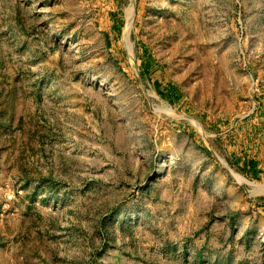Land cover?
Instances as JSON below:
<instances>
[{
    "label": "rangeland",
    "instance_id": "1",
    "mask_svg": "<svg viewBox=\"0 0 264 264\" xmlns=\"http://www.w3.org/2000/svg\"><path fill=\"white\" fill-rule=\"evenodd\" d=\"M254 130L264 0H0V264H264Z\"/></svg>",
    "mask_w": 264,
    "mask_h": 264
},
{
    "label": "crops",
    "instance_id": "2",
    "mask_svg": "<svg viewBox=\"0 0 264 264\" xmlns=\"http://www.w3.org/2000/svg\"><path fill=\"white\" fill-rule=\"evenodd\" d=\"M247 140V149L242 153V169L264 182V132L249 131Z\"/></svg>",
    "mask_w": 264,
    "mask_h": 264
},
{
    "label": "bare ground",
    "instance_id": "3",
    "mask_svg": "<svg viewBox=\"0 0 264 264\" xmlns=\"http://www.w3.org/2000/svg\"><path fill=\"white\" fill-rule=\"evenodd\" d=\"M166 110H167V108H166ZM169 110V109H168Z\"/></svg>",
    "mask_w": 264,
    "mask_h": 264
}]
</instances>
